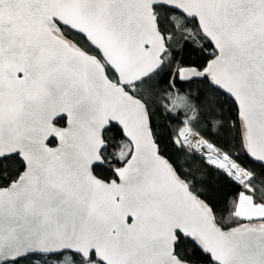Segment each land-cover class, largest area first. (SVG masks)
Masks as SVG:
<instances>
[{
    "label": "snow or ice",
    "instance_id": "snow-or-ice-1",
    "mask_svg": "<svg viewBox=\"0 0 264 264\" xmlns=\"http://www.w3.org/2000/svg\"><path fill=\"white\" fill-rule=\"evenodd\" d=\"M0 264H264V0H0Z\"/></svg>",
    "mask_w": 264,
    "mask_h": 264
}]
</instances>
